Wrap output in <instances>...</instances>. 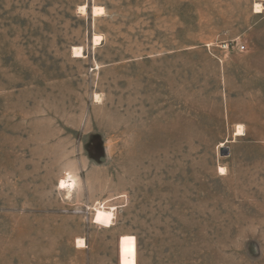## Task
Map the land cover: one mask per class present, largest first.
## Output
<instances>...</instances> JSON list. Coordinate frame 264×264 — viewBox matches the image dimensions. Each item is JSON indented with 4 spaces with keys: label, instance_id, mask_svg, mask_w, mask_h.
<instances>
[{
    "label": "rangeland",
    "instance_id": "374dc122",
    "mask_svg": "<svg viewBox=\"0 0 264 264\" xmlns=\"http://www.w3.org/2000/svg\"><path fill=\"white\" fill-rule=\"evenodd\" d=\"M255 5L0 0V264H264Z\"/></svg>",
    "mask_w": 264,
    "mask_h": 264
},
{
    "label": "bare ground",
    "instance_id": "6f19581e",
    "mask_svg": "<svg viewBox=\"0 0 264 264\" xmlns=\"http://www.w3.org/2000/svg\"><path fill=\"white\" fill-rule=\"evenodd\" d=\"M80 10L82 11V13H86L87 12V5L84 4L80 7ZM92 13L94 16H100L103 15L106 11L105 8L103 6H99V5H94L92 8ZM264 11V7L261 4H256L255 5V12L258 13H262ZM102 41V37L100 35H95L94 39H93V43L94 45H99L101 44ZM73 56L74 57H83L84 56V49L81 46H75L73 47ZM236 135L241 136L244 134V129L242 125H238L237 130H236ZM219 172L220 174H224L225 173V168L224 167H220L219 168ZM85 243V240L82 238H79L77 240V245L78 247H82L83 244Z\"/></svg>",
    "mask_w": 264,
    "mask_h": 264
},
{
    "label": "crops",
    "instance_id": "0c3cea01",
    "mask_svg": "<svg viewBox=\"0 0 264 264\" xmlns=\"http://www.w3.org/2000/svg\"><path fill=\"white\" fill-rule=\"evenodd\" d=\"M258 0H255V2H256V4H258V2H257ZM263 5H264V3H263ZM264 14V11L262 12V13H258V12H255V10H254V12H252L250 15H251V17L250 18H252L253 20H254V22L253 23H251L250 25H248V26H246V24H239L238 23V25H240V28L238 29V31L234 34V36H242V35H247V32H248V30H252V31H254V32H256V35H258V16L259 15H263ZM246 48H247V46H246ZM255 50H258V42L255 44V48H254ZM243 53V52H242Z\"/></svg>",
    "mask_w": 264,
    "mask_h": 264
},
{
    "label": "water",
    "instance_id": "95a60500",
    "mask_svg": "<svg viewBox=\"0 0 264 264\" xmlns=\"http://www.w3.org/2000/svg\"><path fill=\"white\" fill-rule=\"evenodd\" d=\"M221 155H228L229 154V147L221 146Z\"/></svg>",
    "mask_w": 264,
    "mask_h": 264
},
{
    "label": "built area",
    "instance_id": "2783aa9c",
    "mask_svg": "<svg viewBox=\"0 0 264 264\" xmlns=\"http://www.w3.org/2000/svg\"><path fill=\"white\" fill-rule=\"evenodd\" d=\"M227 46V45H226ZM229 46V45H228ZM237 48L239 51L244 52L246 50V46L244 44H239L237 45Z\"/></svg>",
    "mask_w": 264,
    "mask_h": 264
}]
</instances>
